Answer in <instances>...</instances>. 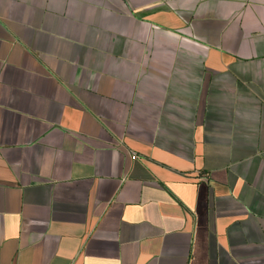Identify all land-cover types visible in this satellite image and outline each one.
Wrapping results in <instances>:
<instances>
[{"label":"crops","instance_id":"crops-1","mask_svg":"<svg viewBox=\"0 0 264 264\" xmlns=\"http://www.w3.org/2000/svg\"><path fill=\"white\" fill-rule=\"evenodd\" d=\"M0 264H264V0H0Z\"/></svg>","mask_w":264,"mask_h":264},{"label":"built area","instance_id":"built-area-1","mask_svg":"<svg viewBox=\"0 0 264 264\" xmlns=\"http://www.w3.org/2000/svg\"><path fill=\"white\" fill-rule=\"evenodd\" d=\"M133 159H137V156H136V155H134V156H133Z\"/></svg>","mask_w":264,"mask_h":264}]
</instances>
